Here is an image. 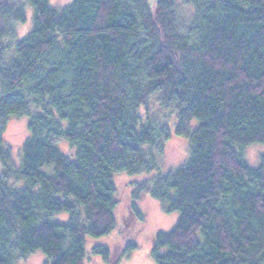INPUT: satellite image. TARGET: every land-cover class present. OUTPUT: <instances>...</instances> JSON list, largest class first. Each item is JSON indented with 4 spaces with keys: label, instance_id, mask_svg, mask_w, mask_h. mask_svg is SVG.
Listing matches in <instances>:
<instances>
[{
    "label": "trees",
    "instance_id": "1",
    "mask_svg": "<svg viewBox=\"0 0 264 264\" xmlns=\"http://www.w3.org/2000/svg\"><path fill=\"white\" fill-rule=\"evenodd\" d=\"M23 1L33 25L17 40ZM23 1L0 0V264H84L88 239L115 227L120 172L149 174L141 189L178 214L156 264H264V155L255 168L242 155L264 144V0ZM150 98L190 147L161 175L169 131L140 116ZM24 116L14 163L3 134Z\"/></svg>",
    "mask_w": 264,
    "mask_h": 264
},
{
    "label": "rangeland",
    "instance_id": "2",
    "mask_svg": "<svg viewBox=\"0 0 264 264\" xmlns=\"http://www.w3.org/2000/svg\"><path fill=\"white\" fill-rule=\"evenodd\" d=\"M23 1V0H22ZM72 0H49L50 6L60 9L69 4ZM24 2V17L22 23H15L13 26L14 37L17 40L23 39L32 29L33 10ZM183 13L190 11L184 9ZM32 110V108H31ZM142 118L149 117L164 125L169 131L167 141H161V153L157 155L159 173L165 174L179 166L187 160L190 147L187 139L179 137L174 132L176 123L173 112L164 109L159 104V100L150 98L146 105L139 110ZM27 117L12 119L5 125L3 141L6 146L12 149V161L17 163L18 152L21 144L27 136ZM196 121L191 123L193 127ZM63 152L67 153V146L64 143L59 145ZM242 155L245 162L250 167H257L259 157L264 155V144H253L244 147ZM149 174L128 175L124 172L116 173L112 176V181L116 187L117 204L114 209L115 227L104 237L88 239L84 246V264H108L102 256L91 253L93 246L101 245L108 250L111 259H117L115 264H156L151 256V250L155 244V237L158 233L168 232L177 220V212H165L164 207L150 195L146 193L147 188L141 189L140 184L148 179ZM149 186V185H147ZM55 220L65 222L67 215H54ZM133 245L128 252L126 246ZM45 258L41 253H31L20 257L16 264H44Z\"/></svg>",
    "mask_w": 264,
    "mask_h": 264
}]
</instances>
